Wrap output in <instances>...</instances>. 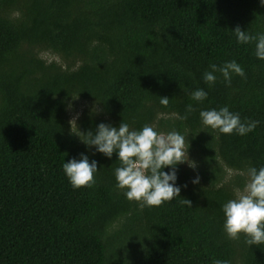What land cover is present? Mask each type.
Segmentation results:
<instances>
[{
  "label": "trees",
  "instance_id": "1",
  "mask_svg": "<svg viewBox=\"0 0 264 264\" xmlns=\"http://www.w3.org/2000/svg\"><path fill=\"white\" fill-rule=\"evenodd\" d=\"M237 26L264 32L259 0H0V264H264V244L222 230L221 205L243 189L249 166L264 165V60L254 42H236ZM228 60L245 78L203 81L209 64ZM195 88L206 100H191ZM75 99L91 104L76 121L81 133L122 119L188 136L196 168L177 165L179 197L144 208L127 200L116 154L71 133ZM225 105L257 126L240 136L200 124L201 109ZM80 153L97 161L91 188L73 189L62 171Z\"/></svg>",
  "mask_w": 264,
  "mask_h": 264
},
{
  "label": "clouds",
  "instance_id": "2",
  "mask_svg": "<svg viewBox=\"0 0 264 264\" xmlns=\"http://www.w3.org/2000/svg\"><path fill=\"white\" fill-rule=\"evenodd\" d=\"M264 6V0H259ZM238 44L254 42V55L264 60V32L251 34L241 30L239 26L231 30ZM209 70L203 73L202 79L209 86L217 80V73L223 78L225 85L231 83L233 75L245 78L244 69L236 60H228L220 66L212 63ZM191 100L201 103L206 100L208 93L202 88L190 92ZM159 103L167 106L168 97H160ZM195 109L191 104L186 105L184 115L177 118L184 120ZM91 111H98L95 107ZM76 114L70 121L74 125L71 133L85 145L108 159L116 154L119 166L113 170L116 187L123 189L127 200L137 202L138 207L160 206L179 197L180 185H177V165L186 164L195 169L196 162L188 156L189 143L185 134L176 130L167 132L157 131L154 126L145 124L140 129L131 128L122 119L118 126L100 122L94 131L81 133L76 125ZM200 124L221 134L246 135L257 126L258 121L245 120L242 122L239 113L229 110L227 105L218 109H201L198 113ZM79 158H70L63 162L62 171L73 189L80 187L91 188L95 184L98 173L97 161L89 160L85 153L78 154ZM167 168V171L163 169ZM247 179L242 190L236 196L221 205L223 214L222 230L229 239L244 236L248 246L264 244V165L259 168L249 166L244 173ZM195 176L192 184L199 183ZM180 202L191 207V201L181 199ZM213 264H230L229 260L216 259Z\"/></svg>",
  "mask_w": 264,
  "mask_h": 264
},
{
  "label": "rangeland",
  "instance_id": "3",
  "mask_svg": "<svg viewBox=\"0 0 264 264\" xmlns=\"http://www.w3.org/2000/svg\"><path fill=\"white\" fill-rule=\"evenodd\" d=\"M41 57L48 62L53 61V62H57L59 64L60 63L62 64V61L60 60V58L57 55H54L51 53H41ZM89 107H91V104H90V102H88L86 100L75 99L72 102H70L68 109H67V115H68V119H69L70 124L73 125L70 120L74 116H76L77 113H79V116H78V118H79L82 111L86 108H89ZM77 119H76V121H77Z\"/></svg>",
  "mask_w": 264,
  "mask_h": 264
}]
</instances>
